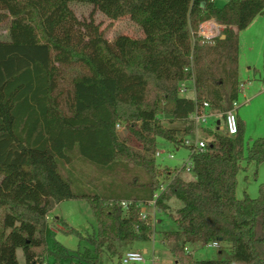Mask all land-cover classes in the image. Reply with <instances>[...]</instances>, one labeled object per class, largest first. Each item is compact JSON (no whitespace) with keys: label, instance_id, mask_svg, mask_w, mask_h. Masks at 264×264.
I'll use <instances>...</instances> for the list:
<instances>
[{"label":"trees","instance_id":"1","mask_svg":"<svg viewBox=\"0 0 264 264\" xmlns=\"http://www.w3.org/2000/svg\"><path fill=\"white\" fill-rule=\"evenodd\" d=\"M72 2L112 19L129 16L143 36L109 40ZM263 12L264 0H0V27L8 30L0 39V264H21L19 248L26 264H45L49 255L104 264L117 241L151 239L141 204L156 194L162 211L172 196L181 202L171 216L176 228L159 232L175 264H264V183L257 197L237 196L243 160L264 162L263 137L246 156L239 117L234 136L203 126L206 147L190 155L193 179L171 177L156 161L159 137L187 145L197 127L190 116L205 101L217 112L233 108L240 31ZM211 19L224 28L208 39L199 28ZM185 81H194L196 98L180 94ZM164 114L185 127L165 125ZM118 123L127 124L128 136ZM162 176L169 179L163 190ZM66 199L90 204L93 233L59 221L92 248L47 247L49 213ZM122 200L133 202L124 208ZM212 242L230 244L229 257L199 260L187 250Z\"/></svg>","mask_w":264,"mask_h":264},{"label":"rangeland","instance_id":"2","mask_svg":"<svg viewBox=\"0 0 264 264\" xmlns=\"http://www.w3.org/2000/svg\"><path fill=\"white\" fill-rule=\"evenodd\" d=\"M219 5L223 1H217ZM72 9L77 16L82 19H93L101 26L104 35L109 39H114L119 34H127L132 37L143 36L142 28L133 21L129 16L119 19H112L103 12L95 9L92 4L85 2H72ZM224 26L217 20L211 19L200 25L199 33L211 35V38L222 34ZM8 30L6 26L0 27V39L6 38ZM239 84L244 83V90L240 91L238 98L237 113L239 118L245 123V155L248 154V146L252 140L258 137L264 138V12L258 15L252 23L245 29L240 31L239 42ZM63 86L65 82H63ZM190 83V82H189ZM192 87V83L189 84ZM134 95H141V87L133 90ZM189 92L188 96L196 98V91ZM133 94V93H132ZM69 99H61L63 105H67ZM165 125L183 129L185 122H170L167 116L161 115ZM217 120L210 117L207 123H203L204 127L217 129ZM223 124V122H222ZM118 127L121 135L128 136L129 130L126 123H120ZM199 138L208 139L207 135L202 131L195 130V133L187 137V145L178 146L162 137L157 139V149L161 151L160 156H156V161L161 167L171 169L170 176L173 177L180 173L185 179H193L194 175L186 166L191 162V145L198 141ZM174 155L171 158L169 155ZM185 166V169L183 167ZM243 168L238 174L237 196L243 198L248 195L252 198L259 196L261 184L264 183V162L259 166L255 163H249L245 158L242 162ZM161 168V169H162ZM86 169V168H85ZM93 167L88 166L85 172H92ZM2 176L0 175V182ZM163 185L166 186L169 179L162 176ZM170 208L166 211L154 208L151 205L141 206V210L148 212L154 232L149 240L137 241H117L114 246V253L105 251L104 264H124L122 258L129 250L138 251L144 254L145 262H131L128 264H175L176 258L170 247L163 241L160 230L175 229L176 225L171 216L176 215L177 209L181 206V202L175 197H171L167 202ZM62 219L68 224L80 231L83 235L91 234L97 229V222L90 204L86 199H66L58 203L49 213L48 224L46 227V243L49 249H54L55 242L59 241L71 250V253L84 251L86 247H91L87 240H81L77 234L67 233L66 227L59 221ZM215 247L204 243L188 244L187 250L192 253L196 259L223 258L226 259L230 255V244H222ZM147 248L148 251L144 252ZM18 259L21 264L25 263V257L21 248L18 249ZM48 264H80L76 257H67L58 260L55 256L49 255Z\"/></svg>","mask_w":264,"mask_h":264},{"label":"built area","instance_id":"3","mask_svg":"<svg viewBox=\"0 0 264 264\" xmlns=\"http://www.w3.org/2000/svg\"><path fill=\"white\" fill-rule=\"evenodd\" d=\"M211 1H218V0H211ZM223 2H227L229 0H221ZM205 31H203V34L206 38L210 39L211 35H209L208 33H204ZM192 83V87L189 88V84ZM245 84L241 83L239 84V92L244 90ZM196 91L195 89V85H194V81H185L183 83H181L180 87H179V92L181 95H186L188 96L189 92H193L192 94H194V92ZM194 97V96H192ZM238 106V100L234 101V106L233 108L225 111L224 113L221 112H217L214 110H210V104L208 101H205L203 103V105H200L196 108V110L191 114L190 118L193 119L196 123V132L198 133V131L201 130V128L204 126L203 123H207L208 120L210 119V117H215V119L217 120L216 124H217V129L218 131L222 132L223 134H226L228 136H234L238 133V129H239V120H238V113L236 111ZM218 121H220V123H218ZM223 122V124H222ZM121 127L120 123L117 124V128ZM188 143V141H187ZM193 148L191 149V153H195L197 151L200 150H204L206 147V141L203 138H199L198 141H196L195 143L192 144ZM161 155V151L157 150L156 152V156H160ZM171 158L174 157V155L172 153H170L169 155ZM191 167H192V162H190L189 166H186V168L191 171ZM165 188V186H162V190ZM157 197L158 194L155 195L154 199L150 200L147 204H141V206H148L151 205L154 208H157ZM133 202V200H122L120 203L124 208H128L129 205H131ZM141 215L143 218H146L148 216V212L141 210ZM209 245V244H208ZM210 245H213L215 247L219 246L218 242H212L210 243ZM145 256L144 254H142L141 252L138 251H132L129 250L125 253V255L122 258V262L124 264H128L131 262H145ZM154 264L155 261L153 260ZM45 264H48L47 262Z\"/></svg>","mask_w":264,"mask_h":264},{"label":"crops","instance_id":"4","mask_svg":"<svg viewBox=\"0 0 264 264\" xmlns=\"http://www.w3.org/2000/svg\"><path fill=\"white\" fill-rule=\"evenodd\" d=\"M216 20V19H215ZM254 21V20H253ZM235 29H236V27H234ZM239 117V116H238ZM148 251V249L147 248H145L144 249V252H147Z\"/></svg>","mask_w":264,"mask_h":264},{"label":"water","instance_id":"5","mask_svg":"<svg viewBox=\"0 0 264 264\" xmlns=\"http://www.w3.org/2000/svg\"><path fill=\"white\" fill-rule=\"evenodd\" d=\"M218 123H220V121H218Z\"/></svg>","mask_w":264,"mask_h":264}]
</instances>
